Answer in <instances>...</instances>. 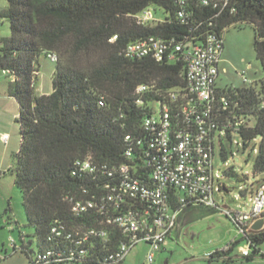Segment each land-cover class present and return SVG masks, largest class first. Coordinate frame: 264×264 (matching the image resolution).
I'll return each mask as SVG.
<instances>
[{"label":"trees","instance_id":"obj_1","mask_svg":"<svg viewBox=\"0 0 264 264\" xmlns=\"http://www.w3.org/2000/svg\"><path fill=\"white\" fill-rule=\"evenodd\" d=\"M5 1L0 19L8 23L10 35L0 39V70L13 78L7 94L18 106L15 185L32 230L30 236L20 234L12 251L24 254L27 264H113L109 255L128 237L107 219L126 213L131 202L117 205L106 197L121 185L123 167L130 179L151 183L153 160L159 156L158 128L146 129L144 122L152 115L161 117L166 106L172 130L186 129L182 108L191 97L185 52L208 35L223 41L229 27L253 29L263 78L245 88H215L203 105L207 115L197 116L212 158L214 140L223 134L238 133L244 146L261 137L252 174L264 173V0H219L210 5L188 1L184 6L177 0ZM148 8L160 10L163 19L140 24L135 16ZM150 37L166 44L162 60L126 53L128 44ZM47 53L57 56L51 92L36 95L40 62ZM190 119L196 131V116ZM221 158H227L224 149ZM85 162L87 169L82 168ZM224 175L241 181L232 167ZM217 185L228 192L219 179ZM78 201L94 206L77 214L73 206ZM215 212L203 206L186 208L176 229ZM242 228L240 240L210 253L207 261L230 264L241 241L248 248L246 256L240 253L242 259H264L259 249L264 226L255 232Z\"/></svg>","mask_w":264,"mask_h":264},{"label":"built area","instance_id":"obj_2","mask_svg":"<svg viewBox=\"0 0 264 264\" xmlns=\"http://www.w3.org/2000/svg\"><path fill=\"white\" fill-rule=\"evenodd\" d=\"M177 1L181 6H184L188 1L210 5L219 0ZM183 13L184 11L179 12L180 18L183 17ZM135 17L140 24L154 21L150 8ZM175 48L176 51H179L181 47L176 46ZM166 49L167 46L162 40L150 37L128 44L126 53L135 57L151 55L160 61ZM222 50L223 41L208 35L203 43H197L185 52L188 94L191 97V100L187 101V105L182 108L186 129L172 130L171 116L169 108L166 106L161 109V117L152 115L145 120L144 127L146 129L158 128L159 139L156 146L159 156L158 159L153 160L150 184L130 179L125 174L126 167H123L121 171L124 173V179L121 185L117 191L115 187L112 188L111 194L106 197L107 201L117 205L125 202L124 200L131 202L126 213L107 219V223L116 226L128 237L126 242H123L115 252L109 255L113 264H124L128 252L138 242H144L149 246V251L140 264H155V252L160 250L172 235L179 217L186 208L217 207L214 200V186L218 176L213 171L209 140L206 139L207 135L201 128L203 121L197 114L207 115V108L203 105L211 99L216 88L215 81L219 72L218 64ZM169 58H173V55H169ZM46 59L55 63L57 56L54 53H47ZM243 81L250 83L244 77ZM142 89L144 87L139 88V90ZM170 96L171 100L175 101L176 95L171 94ZM221 101L225 102L224 98ZM192 116H196L194 120L196 131L191 125L190 117ZM240 123L237 122L236 125ZM3 141H6V136L3 137ZM126 155L130 156V152L127 151ZM82 168H89V163L85 162ZM216 190L219 191L218 186ZM93 206L94 204L90 201H78L73 206V210L79 214ZM263 208L264 187L261 186L254 193L249 213L242 214L226 207L223 212L227 218L241 228L240 231L243 233L242 227H247L251 231V226L262 219ZM98 234L104 237V233ZM240 253L246 256L248 254L247 246H244Z\"/></svg>","mask_w":264,"mask_h":264},{"label":"rangeland","instance_id":"obj_3","mask_svg":"<svg viewBox=\"0 0 264 264\" xmlns=\"http://www.w3.org/2000/svg\"><path fill=\"white\" fill-rule=\"evenodd\" d=\"M5 0H0V11L6 9ZM154 21H161L163 14L160 10H153ZM9 26L5 20L0 19V39L9 37ZM254 32L248 26L229 27L223 32V50L218 64L219 75L216 78L215 87L224 90L230 87L245 88L249 83L243 82V77L249 82H259L263 78V72L253 49ZM41 66L35 86V94L50 92V77L55 64L46 58L41 59ZM12 76L0 70V247L3 243L8 256L0 260V264H26L27 258L20 252L12 251L11 242L19 244V236L31 235L32 230L27 226V221L22 206V196L15 185L17 153L20 145L19 125L16 122L18 106L16 101L7 94L8 83ZM41 86V88H40ZM156 107V104H151ZM6 136V141L3 137ZM261 137H256L243 145L242 138L236 132L230 137L221 135L214 140L213 171L218 176L220 184L225 186L227 193L217 191V183L214 186V200L216 212L195 219L182 227L180 236L174 235L173 240H167L165 251L155 252V264H225L221 261L206 262L205 256L215 250H220L233 240H240L243 236L236 225L228 219L223 209L247 214L252 206V198L255 191L264 184V173L252 174L253 164L258 156ZM226 153V160L221 158V150ZM232 167L240 177L237 181L234 177L224 175V170ZM264 226V208H263ZM32 238V237H30ZM245 242L241 241L233 251L230 264H264V259L254 256L250 261L241 258L240 250ZM34 248V246H33ZM259 249L264 253V242ZM149 247L144 242H138L127 254L124 264H140L145 259ZM199 259L198 262L191 258ZM189 259V260H187Z\"/></svg>","mask_w":264,"mask_h":264},{"label":"crops","instance_id":"obj_4","mask_svg":"<svg viewBox=\"0 0 264 264\" xmlns=\"http://www.w3.org/2000/svg\"><path fill=\"white\" fill-rule=\"evenodd\" d=\"M219 71V70H218ZM39 75V74H38ZM218 75H219V72H218ZM218 75H217V77H218ZM244 82V81H243ZM250 83H252V82H250ZM215 84H216V81H215ZM51 86V85H50ZM36 88H37V84H36ZM40 88H41V86H40ZM45 94H41V95H47V94H49L50 92H51V88H50V92H46V90H44L43 91ZM183 214V213H182ZM180 227H178L177 229H175L174 230V232L172 233V235L168 238V240H173V238H174V235L178 238L179 236H180V232H181V229H182V225L180 224L179 225ZM11 244L13 245L14 244V242H11ZM148 246V245H147ZM149 247V246H148ZM166 247H168V245H166V243L160 248V250H158L157 252H161V251H165L166 250ZM12 249H13V247H11ZM210 254V253H209ZM208 255V254H207ZM207 255L205 256V260H206V262H208L207 261ZM7 256H8V252H7V249H6V247H5V245L2 243L1 244V247H0V260H5V258H7ZM126 258H127V256H126ZM126 258H125V261H126ZM197 258V257H196ZM195 257L194 258H191V261L193 260L194 262H198L199 261V259H196ZM187 260H189V259H187ZM124 261V262H125ZM27 264V263H26ZM164 264H168V260L164 263Z\"/></svg>","mask_w":264,"mask_h":264},{"label":"water","instance_id":"obj_5","mask_svg":"<svg viewBox=\"0 0 264 264\" xmlns=\"http://www.w3.org/2000/svg\"><path fill=\"white\" fill-rule=\"evenodd\" d=\"M263 225V219H260L256 221L252 226H251V231H258L262 228Z\"/></svg>","mask_w":264,"mask_h":264}]
</instances>
